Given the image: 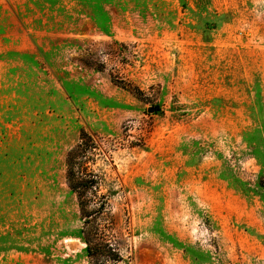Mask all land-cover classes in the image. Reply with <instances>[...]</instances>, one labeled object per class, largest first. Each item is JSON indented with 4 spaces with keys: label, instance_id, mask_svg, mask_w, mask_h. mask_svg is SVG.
<instances>
[{
    "label": "rangeland",
    "instance_id": "rangeland-1",
    "mask_svg": "<svg viewBox=\"0 0 264 264\" xmlns=\"http://www.w3.org/2000/svg\"><path fill=\"white\" fill-rule=\"evenodd\" d=\"M69 157L115 264H264V0H0V264H92Z\"/></svg>",
    "mask_w": 264,
    "mask_h": 264
},
{
    "label": "trees",
    "instance_id": "trees-1",
    "mask_svg": "<svg viewBox=\"0 0 264 264\" xmlns=\"http://www.w3.org/2000/svg\"><path fill=\"white\" fill-rule=\"evenodd\" d=\"M69 171L68 181L70 188L77 193L78 202L80 206V213L83 219L84 225L81 229V237L86 244V253L92 264H115L123 257L119 249L109 239L102 237L99 242L97 241L98 227L95 224L97 219V213L102 212L105 202V196H101L104 200L102 206L98 211L89 208V200L84 196V191L95 187L98 180L95 177L89 178H77L73 168L72 157L68 160ZM102 236V235H101Z\"/></svg>",
    "mask_w": 264,
    "mask_h": 264
},
{
    "label": "water",
    "instance_id": "water-1",
    "mask_svg": "<svg viewBox=\"0 0 264 264\" xmlns=\"http://www.w3.org/2000/svg\"><path fill=\"white\" fill-rule=\"evenodd\" d=\"M156 109H157L156 107H151L149 108V111L156 110Z\"/></svg>",
    "mask_w": 264,
    "mask_h": 264
}]
</instances>
